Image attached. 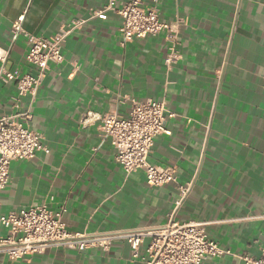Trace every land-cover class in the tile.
Masks as SVG:
<instances>
[{
    "label": "crops",
    "instance_id": "obj_1",
    "mask_svg": "<svg viewBox=\"0 0 264 264\" xmlns=\"http://www.w3.org/2000/svg\"><path fill=\"white\" fill-rule=\"evenodd\" d=\"M112 1L113 9L95 12ZM128 0H0V49H10L8 70L38 73L26 60L23 34L12 24L49 37L75 19L63 45L65 60L51 64L32 108L31 128L50 151L12 162L0 192V216L24 206L66 205L75 232L118 231L179 222L209 221V236L232 253L206 256V264H245L264 245V0H142L164 20L185 18L182 59L169 70L165 35L134 38L121 46L116 11ZM1 67V61H0ZM15 81L0 79V116L15 111ZM133 98L165 99L175 116L149 161L174 166L179 183L194 179L177 205L176 183L149 186L144 170L125 172L97 123L83 127L87 111L128 116ZM21 108L29 102L22 98ZM8 229L0 223V238ZM140 254L145 253L144 247ZM0 264H144L130 245L109 250L54 247L23 259L0 253Z\"/></svg>",
    "mask_w": 264,
    "mask_h": 264
},
{
    "label": "built area",
    "instance_id": "obj_2",
    "mask_svg": "<svg viewBox=\"0 0 264 264\" xmlns=\"http://www.w3.org/2000/svg\"><path fill=\"white\" fill-rule=\"evenodd\" d=\"M109 8L113 9L112 1L106 8L95 12V15H102ZM116 11L121 18V46H126L134 38L142 39L163 33L168 48L165 55L167 68L171 70L182 59L179 35L185 18L177 16L174 20H164L156 7L146 6L142 0H128ZM24 19L25 14H22L12 24V40L19 34L24 35L27 43L26 60L37 66L38 73L6 69L5 62L10 49H0V79L15 81L18 90L15 111L0 116V192L10 182L12 162L31 159L41 151H50L49 146L44 143L43 133L29 125L34 100L50 65L64 62L63 45L70 32L84 22L75 19L54 35L45 37L27 31L23 26ZM25 96H29V102L22 109L21 101ZM173 116L175 112L168 108L165 99L133 98L128 116L87 111L81 118V125L86 127L98 124L105 136L110 137L116 149V161L127 174L144 170L149 186L176 183L179 206L190 194L194 179L179 183L174 166L149 161L157 136L171 134L167 122ZM66 211V205L53 210L47 203H43L24 206L0 216V223L8 229V234L0 238V253L10 260H18L54 247L78 251L92 247L109 250L117 240L127 241L133 257L141 258L144 264H206V256L232 253L209 236L206 229L209 221L179 222L172 214L167 222L154 227L85 233L75 232L67 227L63 219ZM254 217L263 219L264 211ZM145 242V253L141 255ZM241 258L245 264H264V245L259 257L244 254Z\"/></svg>",
    "mask_w": 264,
    "mask_h": 264
}]
</instances>
